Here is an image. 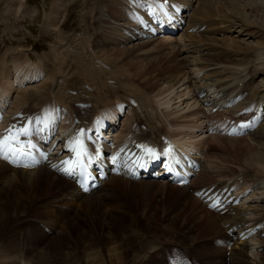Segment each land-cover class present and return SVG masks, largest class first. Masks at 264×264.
Instances as JSON below:
<instances>
[{
  "label": "bare ground",
  "instance_id": "obj_1",
  "mask_svg": "<svg viewBox=\"0 0 264 264\" xmlns=\"http://www.w3.org/2000/svg\"><path fill=\"white\" fill-rule=\"evenodd\" d=\"M73 1H52L54 20H62L67 5ZM172 1L181 3L188 11L187 26L179 37L142 39L138 26L128 14L129 6L138 5V0H103L105 5L100 6L94 14L93 21L98 27L95 29L101 39H98L100 46L123 48L128 53L125 60L129 57L144 59V63H136L135 60V63L130 62L129 68L133 67L142 81L138 83L134 78V81L130 80L132 83L128 82L129 86L124 91V98L127 99L122 101L117 98L103 103L93 101V97H97L96 92L86 95V100L79 99L77 94L56 93V89L61 91L65 85L58 88L56 81L51 85L48 81L61 78L49 80L51 72L28 58L29 62L34 63L31 65H38L47 77L35 71V68L31 70L30 63H10L13 66L9 67L11 70H0V127L2 124L3 128L9 124L14 126L16 121L24 127L29 126L30 118L43 110L45 105L49 104L47 102L54 100L63 107L59 110L62 122L56 119L59 129H62L59 136L63 142L66 139L65 129L76 130L81 124L90 125L94 115L103 109L114 111L116 117L121 115V125L115 134L117 143L131 146L132 141L138 139L165 145L170 137L187 139L194 151L199 153L201 172L191 185L185 187L150 179L132 181L123 176H112L98 190L84 194L75 182L51 170L48 165H41L37 169H16L0 160V235L3 234L5 226L13 220L28 222L27 209L40 196L49 197V202L57 204L61 210L79 208L74 219L76 221H85L83 224L93 223L96 218L100 224V235L95 232L98 239L92 241L85 237L80 238L81 252L69 242L64 251L59 238L54 239L55 242L44 250L24 252L26 249L23 250L22 246L15 248L12 255L8 254L7 247L1 245L0 256L7 260L6 264H57L54 263V258L64 255L66 257L61 259L59 264H127L131 260L137 264H145L148 258L153 259V263L161 264V258L147 255L156 252L157 257L161 256V253L157 252L161 240L149 239L148 232L153 225L160 223V229L165 234H172L176 232L180 220L182 227L178 235L184 239L174 240L172 244H184L185 248L189 245L192 251L199 254L195 257L189 249H182V262L202 264L198 258L212 251L205 240L214 238L222 241L220 245L227 253L228 264H264V123L244 137L251 143V146L245 145L249 152L243 159L246 167L238 168L229 177L225 175L221 178V175H218L219 179L216 174L220 168L209 155L211 144L222 148L224 144L221 138H229L226 142L228 147L240 154L237 152L244 146L238 144L242 143L240 139L244 138L209 135L203 131L207 127V110L210 108L233 101L237 97L240 101L228 110L232 113H238L245 98L256 101V104H264V0ZM158 42L167 43L168 49L176 51L182 71L178 69L181 65L176 68L178 70L168 73L158 70L162 68L159 65L161 59L148 52L151 45ZM25 61L27 60L22 62ZM151 69L157 70V78L150 77L148 72ZM100 74L97 72L96 76ZM64 81L68 83L65 78ZM35 84L37 85L33 86ZM137 84H147L152 89L147 91L145 86L139 87ZM116 90H120L119 87ZM201 94H204L202 98L199 97ZM79 101L90 105L82 106ZM120 103H126L127 110L124 114L117 109ZM210 103L211 106H208ZM32 125L31 122L30 127ZM221 172L219 171V174ZM112 184L130 193L151 190L152 185L161 186L160 199H157L155 209L136 210L132 204L123 203L121 207L114 208L115 214H108L105 208L102 210L101 204L98 205L97 200L102 201L105 196L107 198L108 186ZM163 187L167 190H163ZM202 187L227 190L233 187V195L245 196L241 204L231 205L225 212L216 213L209 210L192 193V189ZM172 200L180 206L168 216L166 203H171ZM41 206L42 204L39 205ZM189 216L192 217L188 219ZM36 222L43 233L51 238L55 237L53 234L51 236V231L44 221L40 223L35 220V224ZM83 224L69 222L60 235L67 234L73 238L72 235L75 233L76 236L79 230L81 233L85 231ZM259 226L261 228L255 237H240V231L249 232ZM235 227L238 229L229 234L228 230ZM35 230L34 227L33 232L37 233ZM95 233L92 231V235ZM55 246L59 249L51 250ZM188 252L193 256L192 259ZM169 256L170 253L165 247L166 264Z\"/></svg>",
  "mask_w": 264,
  "mask_h": 264
},
{
  "label": "rangeland",
  "instance_id": "obj_2",
  "mask_svg": "<svg viewBox=\"0 0 264 264\" xmlns=\"http://www.w3.org/2000/svg\"><path fill=\"white\" fill-rule=\"evenodd\" d=\"M52 1L53 0H0V70H6V68L8 70H11L9 68H13L11 64L14 65V63H16L17 65V62L19 64L30 63V65H34V63H36L51 72L49 80L61 78L50 82L48 81L49 85L56 81V87L58 88L60 85L61 87L65 85L63 87L64 89H62L61 91L56 89V93H61L65 95L77 94L79 99L82 98L84 100L86 99V95H89L91 92H96L97 97L91 96L93 97V101L95 102L97 100L103 103L110 100H115L117 98L122 101H124V99H127L124 98V95H126L124 91L129 86L128 82H131L130 80L134 81L135 79L138 83L142 81L141 77L137 76L135 72L136 70L133 67H131V69L129 68L131 66L130 62L132 63L133 61V63H135L136 61L137 63L139 61L140 63H142L143 61L144 63V59L138 57H132V59L129 57L127 60H125V58L128 57V53L123 48H105L99 45V40L101 39L100 36H98L99 33L97 32V29H95L97 25L93 21V18L94 14L96 13V10L100 6L103 7L105 5L103 0H74L73 2L67 5L66 11H64V16L62 17V20L60 18V21H56V19L54 20ZM54 24L56 25L54 26ZM166 44L167 43L158 42L154 45H151L148 52L153 57L161 59L159 65H161L162 68L160 67L158 70H163L162 72L166 71V73L173 70L176 71L178 69L180 71L182 69V65L176 57V51L168 49L169 44ZM62 50L63 53L61 54ZM28 58H30L31 61H33L34 63L29 62ZM130 59L132 60L130 61ZM23 60L27 61H25L24 63L22 62ZM121 60L123 61L121 62ZM178 65H181V68ZM166 66L167 68L168 66L170 67L168 69L164 68ZM121 67H123V69ZM34 68L35 71H37L38 73H42V76H46L43 72H41V69L38 65L32 66L31 70H34ZM117 68L119 70H117ZM124 69L126 72L124 71ZM97 72L101 73L100 76H96ZM148 73L150 77H153L154 79L158 77L157 70L152 71L151 69ZM64 78L65 80H68V83L67 81H64ZM36 85L37 84L33 86ZM137 85L139 87L145 86L147 91L152 89L150 88L151 86H148L147 84ZM112 87H114V89ZM118 87L120 90H116L118 89ZM114 90L116 92H114ZM113 92L115 94L112 95ZM83 96H85V98ZM221 139V141L223 142L222 144H224L223 147L220 148L211 144L209 148V155L210 157H214L216 161L215 163L220 168L218 169L216 177L218 175H221L220 177L222 178L223 176L225 177V175L229 177L230 175L235 173L238 168H243L245 166L243 159L247 157L249 153L245 149V145L251 146V143L248 141L247 138L240 139L242 143L238 145H241L242 147L244 146V148L237 152H240V154H236L234 151L231 150V147H228V143H226L228 142L229 138ZM217 162H220L221 164L219 163V165ZM219 171L221 172L220 174ZM117 188L118 187H116V185H109L108 191L106 192V195H108L107 198L105 196L102 201L97 200L99 201L97 202L98 205L101 204L100 206L103 207L102 210L105 208L108 214H115L116 211L114 208L121 207L123 203L132 204L134 208L136 207V210H151L153 208L155 209L154 206L157 202V199H160L159 197L161 195L159 188L162 187L152 185L151 190H141L140 192L136 193H130L127 192L126 189ZM163 190L166 191L167 189L163 187ZM40 198L42 197H38V200H35L32 204L29 205V208L27 209L28 212L26 214V217H28L29 219L28 222L22 221L23 223H20L19 220H13L5 226L3 234L0 235V246L2 245L7 247V252L9 255H12L15 248H19L22 246H24L22 247L23 250L26 249L24 252L44 250L49 247L52 242H55L54 239L57 238L60 239V243H63L64 251V247L69 242L72 247H75V249L81 252L80 238L85 237L86 239H92V241L98 239V237H95V232H98V234L100 235V224L98 220H96V218L93 223L86 222L83 224V222L85 221L74 220L79 212V208L75 210H66L64 208L65 210H61V207H59L57 204H52L51 202H49V197L44 196V198ZM39 203L42 204L41 207L37 206ZM171 203H166L168 216L172 214L171 212H175V210L177 211L180 206L179 203H176L173 200L171 201ZM191 217L192 216H189L188 219H190ZM35 220L40 223L41 221H44L46 227H48L51 231V236L53 234V236L55 235V237L51 238L47 236V234L43 233L42 230L38 227L37 222V225L35 224ZM69 222H74V224H83V227H85L86 232L83 230V232L81 233V231L79 230V233L81 234L76 233L75 236L74 233L72 235L74 236L73 238L71 236H68L67 234L60 235L62 229H64V227L68 225ZM159 224L160 223H156L152 226V229H150V231L148 232V236L149 239L158 241L161 240V245L158 247L157 250L158 253H161V256L157 257L156 252L148 253L147 255L153 258H161V264H164L165 247L166 249H170L174 246H177L172 244V241L177 239H180L179 241H181L182 239H184V237L179 238L178 235V231L182 227L181 220L179 221L177 228L175 229L176 232H173L172 234H165L160 229L161 224ZM34 227L38 231L37 233L33 232ZM92 231H94V235H92ZM205 242L210 248V251H212L202 256V258H198L200 259V263L220 264L222 262V264H228L227 262H229V260H227V253L226 251H223L224 249H222L220 245L222 241H218L214 238H206ZM170 245L173 246L169 248L168 246ZM178 248L181 250L189 249L195 257L199 255L198 253L192 251L189 245L185 248L184 244H180ZM57 249L59 248H57L56 246L51 248V250ZM188 254L192 259L193 256L190 254V252H188ZM224 255L226 258L224 257ZM65 257L66 255L54 258V263L59 264L62 261L61 259ZM148 259L149 260H147L145 264H158L156 262L153 263V259ZM133 261L134 260H131L127 264H137L135 261ZM6 263L7 260H5L3 256H0V264Z\"/></svg>",
  "mask_w": 264,
  "mask_h": 264
},
{
  "label": "snow or ice",
  "instance_id": "obj_3",
  "mask_svg": "<svg viewBox=\"0 0 264 264\" xmlns=\"http://www.w3.org/2000/svg\"><path fill=\"white\" fill-rule=\"evenodd\" d=\"M30 124L31 122H29V126H25L22 129H17L15 130V132H13L12 130H9L8 136L0 138V158L6 159V160L9 158L8 155L6 154V151H5L6 149L8 152H11V155L13 157H18V156H23V155L28 154V153L23 152L22 150L24 145H21L20 148H13V147H10V142H18V137L21 135L28 136L31 131ZM27 147L31 149L32 147H34V145H32L31 142H28ZM148 154L154 155L151 149H148ZM69 171H70L69 169H65V172H69ZM87 190L88 188L84 187V191H87Z\"/></svg>",
  "mask_w": 264,
  "mask_h": 264
}]
</instances>
